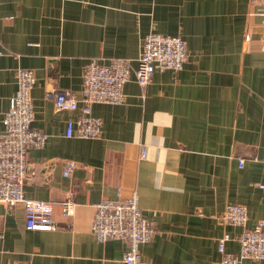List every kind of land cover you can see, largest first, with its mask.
<instances>
[{
  "label": "crops",
  "instance_id": "0c3cea01",
  "mask_svg": "<svg viewBox=\"0 0 264 264\" xmlns=\"http://www.w3.org/2000/svg\"><path fill=\"white\" fill-rule=\"evenodd\" d=\"M149 33L179 36L188 60L133 74L119 105L94 104L98 139L67 138L76 111H57L53 93L79 97L84 66L130 61ZM0 134L16 72L30 69L31 127L47 136L30 149L23 194L52 203L53 231L25 228L21 206L0 204V264H123L126 245L91 232L102 200L137 195L156 235L139 264H219L218 240L237 254L240 227L222 216L246 209V228L264 223V6L251 0H0ZM243 159L241 167L238 160ZM67 161L71 176L62 170ZM73 203L64 215L61 204ZM242 264H264L245 260Z\"/></svg>",
  "mask_w": 264,
  "mask_h": 264
},
{
  "label": "built area",
  "instance_id": "2783aa9c",
  "mask_svg": "<svg viewBox=\"0 0 264 264\" xmlns=\"http://www.w3.org/2000/svg\"><path fill=\"white\" fill-rule=\"evenodd\" d=\"M251 2L264 6V0ZM187 60L186 43L181 37L149 33L142 41L135 67L130 61L109 64L89 61L84 66L79 97L69 91H58L51 96L57 111L79 110L76 120L67 122L65 136L98 139L101 121L92 116V105H119L124 98L123 86L132 74L135 82L144 87L150 83L155 72L179 71ZM16 82L17 91L10 99L3 119L4 130L0 134V204L8 209L21 206L26 229L53 231L56 225L52 203L28 199L23 194L28 151L42 148L47 139L46 135L31 127L33 105L30 91L34 84L33 71L19 69L16 72ZM242 164L243 159H239V167ZM74 168L75 163L67 161L62 175L69 178ZM259 187L264 190V185ZM61 206L64 215L72 213L71 201H64ZM222 220L232 227H240L241 231L235 237L239 244L237 254L225 249V243L230 241L228 235L218 240V252L221 256L219 264H242L245 260L264 263V223L246 228V209L238 204L227 205ZM91 232L99 242H123L126 245L122 255L123 264H139V246L150 242L157 233L154 223L142 216L135 192L124 199L118 194L115 199L100 201L95 206Z\"/></svg>",
  "mask_w": 264,
  "mask_h": 264
}]
</instances>
